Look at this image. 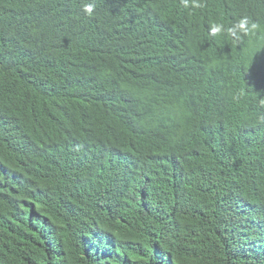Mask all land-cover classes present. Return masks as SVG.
<instances>
[{"label":"trees","instance_id":"trees-1","mask_svg":"<svg viewBox=\"0 0 264 264\" xmlns=\"http://www.w3.org/2000/svg\"><path fill=\"white\" fill-rule=\"evenodd\" d=\"M198 3L0 0V264H264V0Z\"/></svg>","mask_w":264,"mask_h":264},{"label":"clouds","instance_id":"clouds-1","mask_svg":"<svg viewBox=\"0 0 264 264\" xmlns=\"http://www.w3.org/2000/svg\"><path fill=\"white\" fill-rule=\"evenodd\" d=\"M181 4L185 9L200 8L202 5L198 3V0H181ZM94 11V5L86 4L84 12L87 15H91ZM260 26L258 23L250 21L248 17H243L238 20L232 27L225 28L222 23H214L210 27V35L216 37L218 35L227 34L235 40H240L242 36H249L255 34L256 30Z\"/></svg>","mask_w":264,"mask_h":264}]
</instances>
